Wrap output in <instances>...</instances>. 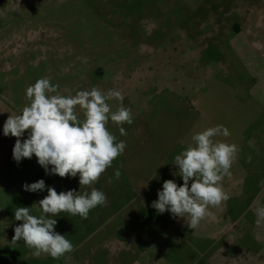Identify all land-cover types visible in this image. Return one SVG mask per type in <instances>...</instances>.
<instances>
[{
	"label": "rangeland",
	"instance_id": "374dc122",
	"mask_svg": "<svg viewBox=\"0 0 264 264\" xmlns=\"http://www.w3.org/2000/svg\"><path fill=\"white\" fill-rule=\"evenodd\" d=\"M261 2L0 0V101L13 107V115L29 103L27 87L44 77L65 96L93 87L119 90L133 115L132 124L122 125L127 135L111 120L107 125L117 142L127 144L93 185L105 193L108 206L92 209L87 219L67 212L53 217L55 231L75 248L58 259L36 258L23 241L11 242L22 223L14 211L32 207L38 216L33 204L47 195V187L57 193L90 189L80 188L79 175L46 174L34 155L19 163L12 156L2 165L0 264H216L211 254L222 243L226 254L233 249L249 264H264V222L257 224L255 214L264 206V110L251 100L257 80L244 68L246 58L264 70V51L239 56L229 36L218 33L221 24L241 22L238 11L246 14ZM256 40L264 45V34ZM107 103L113 112L120 106L116 99ZM76 113L83 120L79 106ZM217 125L227 127L230 136L215 139L240 149L231 175L222 181L230 199L209 209L218 225L203 220L191 230L183 218L160 214L151 205L165 180L183 185L173 162L192 135ZM27 136L26 131L21 139ZM40 179L44 191L23 189ZM217 230L214 241L208 236Z\"/></svg>",
	"mask_w": 264,
	"mask_h": 264
},
{
	"label": "clouds",
	"instance_id": "9594fccd",
	"mask_svg": "<svg viewBox=\"0 0 264 264\" xmlns=\"http://www.w3.org/2000/svg\"><path fill=\"white\" fill-rule=\"evenodd\" d=\"M59 88V84L51 83L50 77L38 79L26 89L29 103L20 114H10L3 124L4 136L16 138L12 156L17 163L34 155L46 174L61 178L79 175L80 188L90 189L57 193L54 187H47V195L33 204L40 212L38 216L31 214L32 207L15 209V220L22 223L14 228L11 242L23 241L36 258L49 255L58 259L75 251L73 243L55 231L57 220L53 217L67 212L87 219L92 209L108 206L105 193L93 185L123 154L127 144L123 140L117 142L107 125L111 120L120 126L121 135H127L122 125L133 123L131 108L124 106L125 98L119 90L110 89L105 93L93 87L65 96ZM111 99L120 102L114 112L107 103ZM77 106L83 111V120L76 113ZM26 131L27 139L22 140ZM221 136H230L224 125L208 127L192 135V143L173 162L179 168L183 185L178 186L172 179L163 182L158 199L151 205L158 213L168 211L173 218H183L187 227L195 230L203 220L214 218L210 208H218L230 199L222 181L231 175L230 169L238 160L240 149L234 143L215 139ZM120 177L121 172L116 169L114 179ZM260 186L264 187V179ZM45 188L43 179L23 185L29 192H42ZM255 214L257 224L264 222V206L257 207Z\"/></svg>",
	"mask_w": 264,
	"mask_h": 264
},
{
	"label": "crops",
	"instance_id": "0c3cea01",
	"mask_svg": "<svg viewBox=\"0 0 264 264\" xmlns=\"http://www.w3.org/2000/svg\"><path fill=\"white\" fill-rule=\"evenodd\" d=\"M258 5L257 7H251L247 11L248 13L243 14L241 11L237 12L238 17H240V21H234L230 23V25L224 26L221 24L218 27V33L225 32L226 35L229 36V44L231 45V49L234 51L235 54L239 56H246V51H256V54H259L260 50L264 51V45L260 44L256 38L260 37V34H264V25L261 23V20H264V0ZM246 65L244 68L246 71H250L251 74L254 75L253 78L257 80V83L250 88V93L252 95L251 100L253 103L257 104L260 108L264 110V70L257 69L256 64L252 62V60L246 59ZM253 68V70H252ZM257 75V76H256ZM260 76L261 78H259ZM257 77V78H256ZM205 114H209V111L204 109ZM13 113V107L9 106L8 104L0 101V145L1 150L0 154L3 155V162L0 165V171L2 165L8 161H10L12 157L13 147L15 145L16 138L12 136H4L3 134V124L8 118L10 114ZM13 115V114H12ZM10 151V152H9ZM237 177V175H235ZM204 225L207 226H214L218 225V219H208L207 221L204 220ZM206 222V223H205ZM203 226V224H200ZM215 227V226H214ZM215 231V230H214ZM218 230L213 232V235L209 234V238L213 239L214 241L218 240ZM216 233V234H215ZM208 235V234H207ZM206 237V238H208ZM224 243L214 248V252H212V256L217 259L216 264H249L248 260H243L244 256L242 252H238L236 254L232 253L231 249L229 254H226L223 251Z\"/></svg>",
	"mask_w": 264,
	"mask_h": 264
}]
</instances>
